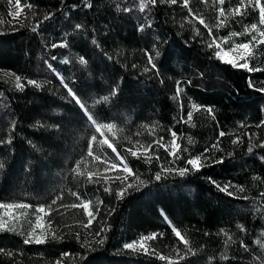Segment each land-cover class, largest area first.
<instances>
[{"label": "trees", "instance_id": "1", "mask_svg": "<svg viewBox=\"0 0 264 264\" xmlns=\"http://www.w3.org/2000/svg\"><path fill=\"white\" fill-rule=\"evenodd\" d=\"M28 2L34 7L20 0L21 17L14 21V0H0V73L14 75L0 74V203L28 204L30 212L45 207L51 233L36 243L0 228V264H264V147H257L264 143V93L256 90L264 88V71L234 68L214 56L215 45L208 47L252 41L250 66L264 69V44L253 41L250 29L264 28L255 0L240 14L231 11L239 0H188L187 7L183 0H157L143 12L138 0H89L90 9L80 0ZM73 4L79 7L73 10ZM220 8L225 15L218 17ZM77 23L84 27L75 29ZM62 40L66 46L53 47ZM81 56L86 64L78 62ZM68 89L98 123H114L113 131L95 132ZM113 89L117 94L109 101L94 103ZM161 138L176 156L155 143ZM89 144L99 160L87 156ZM213 145L217 149L206 152ZM117 153L131 174L122 166L104 171L107 162L119 163ZM205 155L213 160L199 171L187 163L200 157L203 164ZM181 168L189 171L180 176ZM89 172L99 175L90 180ZM117 175L127 176L126 183L106 179ZM126 184L132 187L121 198ZM217 184L229 186L232 195ZM161 210L195 255H184L185 245ZM153 233L163 235L145 241L147 254L123 248Z\"/></svg>", "mask_w": 264, "mask_h": 264}, {"label": "snow or ice", "instance_id": "2", "mask_svg": "<svg viewBox=\"0 0 264 264\" xmlns=\"http://www.w3.org/2000/svg\"><path fill=\"white\" fill-rule=\"evenodd\" d=\"M11 2V0H10ZM162 2H166V3H170V4H176L177 3V0H162ZM206 2V0H205ZM216 2L218 4H223L224 3V0H216ZM80 3L85 7V8H91L92 7V4L89 3V0H80ZM253 3V0H239V3L231 10L233 13L235 14H240V11L242 8L248 6V5H252ZM148 4H151L152 7H155L156 4H157V0H138V7H139V11L140 12H143L145 7H147ZM12 8L14 9V11H12L10 13V15L13 17V18H16L17 16H19V12L18 11H15V9L19 8L20 7V0H14V3L11 4ZM183 6L184 7H187L188 6V0H183ZM255 6L259 7V11H260V22L261 23H264V7L260 6V0H255ZM23 7H26L28 8L29 10H31L34 6L28 2V0H24V5ZM70 7L75 10L77 7H79V5H76V4H73V5H70ZM125 12H128V11H131V9L129 8H125L124 9ZM190 11V14H191V10ZM50 15H46L44 17L45 20L49 19L50 18ZM225 15V11L223 8H220L218 10V17L220 16H224ZM199 22L200 24H204V20L203 18H200L199 19ZM0 23H3L2 20H0ZM39 26V24L37 25V27ZM150 26V25H149ZM84 25L83 24H80V23H77L75 25V29H81L83 28ZM207 27V26H206ZM35 31V29H33ZM143 30V25H140L138 28H137V31H142ZM251 31H257L258 32V37L257 38L256 36L253 37V41H255L256 43L258 44H264V31H259L258 28H257V25L256 24H253L251 25ZM209 32H211V29H209ZM62 35H67L66 33L65 34H62ZM233 35H238V34H233ZM93 44H96V40L93 39L91 41ZM213 45H215V47L219 48L220 45L218 43H216L215 41H213V43H210L208 45L209 48L213 47ZM64 47L66 46V41L62 40L58 45H53V47ZM252 46V41L250 42H247V43H241V44H238L236 46H234L233 48L229 49L228 51H224L223 54L221 51H216L214 53V56L216 58H219L222 60V62L228 64V65H231L232 67L236 68H243V69H246L247 71L249 72H256V71H264V69H261V68H256V67H252L250 66V61L248 59V56H251L252 53L249 51L250 47ZM238 49H243L244 50V53H246L247 55H244V54H238L235 58H229V53H235L237 52ZM146 51V55H147V59H148V63L149 65H151L152 68H155L156 66L154 64H152V56L150 54H148L147 50ZM52 59H55V57H52ZM240 60H243L244 63H239ZM69 61L68 60H65L64 63H68ZM78 62L80 64H86L87 61L86 59L81 56L79 57L78 59ZM46 63V67H48L49 69H51V65L48 64L47 62ZM146 71L148 69H145ZM54 71V70H53ZM57 78L61 80V82H63V78L57 73ZM16 86L18 88H22L23 86L20 84V77L19 76H16ZM28 84H33L35 85L36 84V81L35 80H28ZM248 84H249V87L250 88H255V85L254 83L252 82L251 78H249L248 80ZM39 86V85H37ZM64 87L67 88V85L65 84ZM257 91H260L262 93H264V88H259V89H256ZM69 91V94L72 96V98L75 100V102L77 103V105H79V107L85 111L86 115H87V119L90 121V123L94 126V131L95 132H100V130L103 128V129H106L107 131L109 132H112L113 129L116 127L114 123H98L91 114L87 113V108L85 106V104L80 100L79 97H77L75 95V93L72 92L71 89H68ZM181 91V89L179 88V86L177 87V93H179ZM117 92L115 89H113L108 95H104L102 97H98L96 98V100L94 101V103H103V102H107L109 101L110 97L111 96H114L116 95ZM193 107H197L195 105H193ZM209 113L212 112V109L211 108H207L206 109ZM192 120V112L191 110H189L188 114H187V121H191ZM181 121L184 122V118L181 117ZM101 135H103V133H101ZM170 135L172 137H175L176 136V133L175 132H171ZM225 135V133L223 131H220L219 132V136L220 137H223ZM162 139L159 140V141H156L155 143L160 145L161 147H164L166 151H171V149L169 148L168 145H164L162 143ZM97 140V136L95 134H93L91 136V141H96ZM192 141L189 140V143H191ZM239 142V138H237L236 140L233 141V143H238ZM100 143H107V140H102L100 141ZM172 144H175V140L173 139L172 141ZM110 148L112 147L111 144L108 145ZM151 146H149L150 148ZM178 147V146H177ZM257 147H264V143H261L259 145H257ZM213 149H217V145H213L211 149H207L206 152L208 151H213ZM148 149H145V151H147ZM253 149L252 147L250 146L248 148V151L251 152ZM129 152H131L132 155H136V151L133 150V149H128ZM113 152H115V149L113 148ZM171 154L173 156H176V153L174 151H171ZM87 156H93V153H92V150H91V144H89V149H88V152H87ZM139 158V157H138ZM146 160H149L151 159L150 156H145L144 157ZM178 158V157H177ZM93 159L95 160H99L100 158L97 157V156H93ZM116 159L119 161V163H113V162H107L106 163V166H105V169L104 171L105 172H108V171H112V170H115L117 169L119 166H122L123 168V171L125 173H129L131 174V169H129L127 167V165L124 163V160H123V157H120L119 153L116 154ZM204 163L202 164L201 163V158L200 157H196V158H192V159H189L187 161V163L189 165H192L193 168L196 170V171H199L201 167L203 166H208V161L209 160H213V157H210V156H207L205 155L204 156ZM214 163H223V160L222 159H215L214 160ZM3 165L0 164V168H2ZM79 169V164L76 165V170ZM165 171H172V169H165ZM178 171V174L180 176H184L186 174V172L189 171V169L187 168H181V169H178L176 170ZM93 175H99L98 172H89L88 173V176H89V179L91 180V177ZM160 175L157 174L155 179L156 180H160ZM106 179H118L120 180L121 184H125L128 177L127 176H124V175H117L115 177H106ZM141 183H143V181H141ZM212 183L215 184L214 181H212ZM132 187V184H126V186L124 188L121 189V191L118 193V196L119 197H123L125 192L127 191L128 188H131ZM216 187L219 188L220 191H223V192H228V187L229 186H220V185H216ZM105 191H110L109 188H105L104 189ZM239 191H243V188L240 187L238 189ZM229 195H232L231 192H228ZM74 195H77V199L81 200V204L82 206L85 208V209H88L89 207V203L88 202H84L79 196L78 194H75ZM261 196H264V193H261L260 194ZM52 204H55L56 203V200L53 199V201L51 202ZM78 205L77 204H73L71 205V207H77ZM29 205L28 204H24V203H19V204H12V203H0V209H11V208H28ZM37 211L40 212V213H43L45 212V207L41 206V207H38L37 208ZM49 212H51V205H49ZM88 217L90 218L88 220V224H86L85 226L87 227L88 225L91 224V218L93 217V213L92 212H88L87 213ZM161 215L163 217V220L165 221V223H168L170 225V227H172V231L173 233L175 234V236L178 238V243L179 242H182L185 247H186V251L184 252V255H188L189 253H191L192 255H195V251L191 248V247H188V244H189V241L181 234V232L175 227V226H172L171 225V222L169 221V218L167 217V215L163 212V210H161ZM237 227H240L242 231H245L246 229L243 228L242 225H237ZM0 228H3V225H0ZM53 236H55V233L53 232L52 233ZM99 235V233L97 234ZM157 235H160L162 237V233L158 234V233H153V234H149V235H142L141 237H139L137 240H134V241H131V242H128V243H125L123 245V248L125 249H131L133 251L136 250L137 246H139L141 249L144 248V241H148V240H153L157 237ZM42 241L37 239L36 240V243H41ZM99 243H103V240L100 239L98 241ZM25 243H29L28 240H25ZM257 243H259V241H257ZM243 246V245H242ZM0 251H3L2 249H0ZM145 251V254H147V249H144ZM152 254H156V251L155 249H152ZM176 253H177V256L181 259H183V256H180V249H176ZM159 259L161 260H165L166 257L163 256V255H160L159 256Z\"/></svg>", "mask_w": 264, "mask_h": 264}, {"label": "rangeland", "instance_id": "3", "mask_svg": "<svg viewBox=\"0 0 264 264\" xmlns=\"http://www.w3.org/2000/svg\"><path fill=\"white\" fill-rule=\"evenodd\" d=\"M14 11V9L12 8L10 13ZM15 11L19 12V16H17L16 18H12V20L17 21L20 19L21 17V6L17 9H15ZM257 28L259 31H264V28L262 25H257ZM251 29V27H250ZM254 36L258 37V32L254 31ZM226 39H223L222 41H224ZM220 45V47L218 48V51H221L222 54L224 51H228L229 49L233 48L234 46L238 45V44H234L233 46H231L230 48H225L223 45H221L220 42H216ZM250 51V49H249ZM238 54H244L247 55L246 53H244L243 49H238L237 52L235 53H229V58H235ZM243 60H240L239 63H243ZM0 74L2 75H7L9 77H13L14 75L11 72H1ZM38 208V207H37ZM37 208H35L32 212L27 211L28 208H11V209H1V225H3L2 230L4 231H9V232H13L16 234H20V235H26L27 237H29L32 240H44L45 237L47 235H49V233H51L49 231V229L47 228L46 223L44 222V212L40 213L37 211ZM137 250H144L146 249V244L144 241V248L141 249L139 246H137L136 248ZM56 264H61V263H56Z\"/></svg>", "mask_w": 264, "mask_h": 264}]
</instances>
